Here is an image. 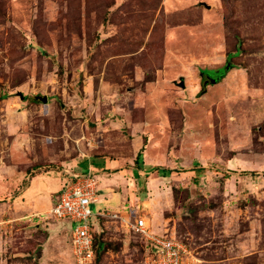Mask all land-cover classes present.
Instances as JSON below:
<instances>
[{"label":"rangeland","instance_id":"rangeland-1","mask_svg":"<svg viewBox=\"0 0 264 264\" xmlns=\"http://www.w3.org/2000/svg\"><path fill=\"white\" fill-rule=\"evenodd\" d=\"M85 157L114 163L66 169L94 168L92 214L184 264H264V0H0V264L72 263L55 195L21 193ZM93 231L97 264L150 256L120 220Z\"/></svg>","mask_w":264,"mask_h":264},{"label":"built area","instance_id":"built-area-1","mask_svg":"<svg viewBox=\"0 0 264 264\" xmlns=\"http://www.w3.org/2000/svg\"><path fill=\"white\" fill-rule=\"evenodd\" d=\"M96 197V178L91 173L77 176L64 182L58 197L48 210L47 214L51 218L70 223L71 264H94L96 255L93 248V220L97 217L120 220L133 234L142 238L148 244L150 253V256H146L145 264H184L185 256L188 255L186 247L174 240L154 235L143 218L130 222L119 216L118 212L107 210L92 214L89 206L97 200Z\"/></svg>","mask_w":264,"mask_h":264},{"label":"crops","instance_id":"crops-1","mask_svg":"<svg viewBox=\"0 0 264 264\" xmlns=\"http://www.w3.org/2000/svg\"><path fill=\"white\" fill-rule=\"evenodd\" d=\"M87 160V162H96V166L99 167L98 170H100L101 172L104 170V169H111L110 167H112V170L114 169L113 168V162H109V161H105L104 159L100 158V159H91V158H88V157H85V158H82L81 160H74V161H71L70 163H67L66 166H63V170L60 172H58V175L59 177L57 176H51V177H45L44 180V189L43 190H40V192L36 193V192H31V193H28V189L25 188L23 191H22V198H25L26 200V204H30L32 202H34V199H38V197L40 196H44V198H46V201H49V195L50 194H54L55 197L52 201V199H50L52 202L51 204L53 205L56 198L58 197L59 195V192L61 190V187L62 185L64 184V182L66 180H69L71 178H74V177H77V176H83V175H87L89 173L93 174V171H94V168L92 167H87L79 172H74L73 170L70 169V171H67L66 169H69V168H77L78 167V164L81 162V161H85ZM65 167V168H64ZM97 171V170H96ZM74 172V173H73ZM66 174L68 177H64L63 175ZM95 177V176H94ZM39 178V176H35V177H32L31 180H35ZM96 178V177H95ZM30 180V181H31ZM43 180V181H44ZM100 188L97 187V196L99 194V191L101 192V190H99ZM36 191V190H34ZM112 195H110L109 193H107V197L108 198H111ZM120 196V204L118 206L121 205L122 203V199H123V195H119ZM96 199H98L96 197ZM51 205V207H52Z\"/></svg>","mask_w":264,"mask_h":264},{"label":"trees","instance_id":"trees-1","mask_svg":"<svg viewBox=\"0 0 264 264\" xmlns=\"http://www.w3.org/2000/svg\"><path fill=\"white\" fill-rule=\"evenodd\" d=\"M232 68V66L228 63H226V65L224 66V68H222L220 71H218V73L216 74V72H213V71H204V76L205 78H207L206 76L209 75V76H212V78H221L227 71H229L230 69ZM61 171L63 170L62 168L60 169ZM65 176H67L66 174H64ZM101 218H95L94 222L97 221V220H100ZM93 222V223H94ZM95 238H96V234L94 233V242H93V248L95 250V255H96V258H95V262L94 264H97V260H98V253L100 252V250L102 249V246L104 245V243H100V248H97V242L95 241ZM153 251V250H152Z\"/></svg>","mask_w":264,"mask_h":264},{"label":"water","instance_id":"water-1","mask_svg":"<svg viewBox=\"0 0 264 264\" xmlns=\"http://www.w3.org/2000/svg\"><path fill=\"white\" fill-rule=\"evenodd\" d=\"M41 101H42V102H45V101H46V99L43 97V98H41Z\"/></svg>","mask_w":264,"mask_h":264}]
</instances>
